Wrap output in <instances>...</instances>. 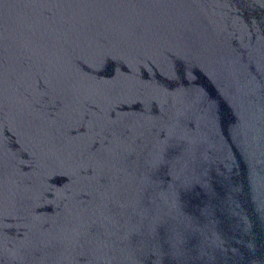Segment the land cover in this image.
<instances>
[{
    "label": "water",
    "instance_id": "water-1",
    "mask_svg": "<svg viewBox=\"0 0 264 264\" xmlns=\"http://www.w3.org/2000/svg\"><path fill=\"white\" fill-rule=\"evenodd\" d=\"M0 264H264V0H0Z\"/></svg>",
    "mask_w": 264,
    "mask_h": 264
}]
</instances>
